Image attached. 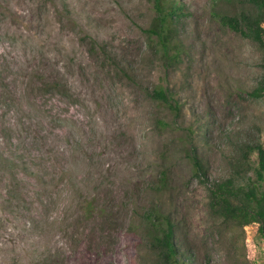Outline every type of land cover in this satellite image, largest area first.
<instances>
[{
  "label": "rangeland",
  "instance_id": "obj_1",
  "mask_svg": "<svg viewBox=\"0 0 264 264\" xmlns=\"http://www.w3.org/2000/svg\"><path fill=\"white\" fill-rule=\"evenodd\" d=\"M179 1L173 61L144 32L155 0H0V264H157L153 204L190 264H241L207 186L233 142L264 143V97L249 94L263 54L223 23L244 0ZM161 85L178 114L150 95ZM244 231L247 260L264 264L257 224Z\"/></svg>",
  "mask_w": 264,
  "mask_h": 264
},
{
  "label": "trees",
  "instance_id": "obj_2",
  "mask_svg": "<svg viewBox=\"0 0 264 264\" xmlns=\"http://www.w3.org/2000/svg\"><path fill=\"white\" fill-rule=\"evenodd\" d=\"M154 10L153 20L144 28L148 42L158 48L163 58L178 60L183 52L181 42L171 39L184 13L183 4L179 0H155ZM223 23L262 52V71L249 94L257 99L264 97V0H244L240 10L223 17ZM150 95L174 114L179 113L180 105L164 86L154 87ZM231 150V169L208 183L207 206L215 221L232 232L230 244L239 250L237 261L251 264L245 253L244 228L256 223L257 233L264 243V143L260 135L255 134L251 138L237 139ZM185 155L193 173L205 176V163L197 143L191 141ZM6 160L13 162L9 157ZM161 176L160 187L165 182V172ZM143 223L148 248L157 264H190L191 254L181 248L177 225L169 213L150 205L143 212Z\"/></svg>",
  "mask_w": 264,
  "mask_h": 264
}]
</instances>
